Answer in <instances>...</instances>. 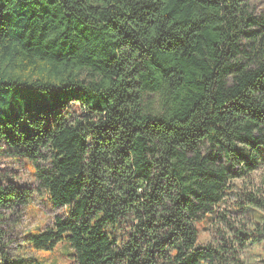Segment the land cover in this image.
Returning a JSON list of instances; mask_svg holds the SVG:
<instances>
[{
  "label": "clouds",
  "instance_id": "clouds-1",
  "mask_svg": "<svg viewBox=\"0 0 264 264\" xmlns=\"http://www.w3.org/2000/svg\"><path fill=\"white\" fill-rule=\"evenodd\" d=\"M0 264H264V0H0Z\"/></svg>",
  "mask_w": 264,
  "mask_h": 264
},
{
  "label": "trees",
  "instance_id": "trees-1",
  "mask_svg": "<svg viewBox=\"0 0 264 264\" xmlns=\"http://www.w3.org/2000/svg\"><path fill=\"white\" fill-rule=\"evenodd\" d=\"M21 94L27 98L28 111L33 115L37 114L41 110L51 111L58 106L57 103L50 104L48 101L36 98L35 94L30 92L29 90H23ZM14 118L15 117L13 114V116H11L10 119H14Z\"/></svg>",
  "mask_w": 264,
  "mask_h": 264
}]
</instances>
